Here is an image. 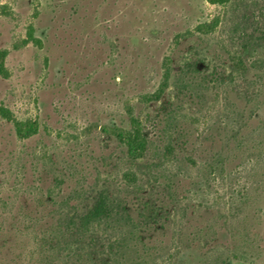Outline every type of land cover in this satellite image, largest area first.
Returning a JSON list of instances; mask_svg holds the SVG:
<instances>
[{"label":"rangeland","instance_id":"rangeland-1","mask_svg":"<svg viewBox=\"0 0 264 264\" xmlns=\"http://www.w3.org/2000/svg\"><path fill=\"white\" fill-rule=\"evenodd\" d=\"M31 25L42 48L23 43ZM1 50L0 107L39 132L22 140L0 116V264H43L47 230L105 190L163 217L148 264H264V0H0ZM166 58L169 88L146 103ZM169 111L188 136L174 143L169 179L164 169L150 183L134 167L131 186L115 132L133 115L164 149Z\"/></svg>","mask_w":264,"mask_h":264},{"label":"trees","instance_id":"trees-1","mask_svg":"<svg viewBox=\"0 0 264 264\" xmlns=\"http://www.w3.org/2000/svg\"><path fill=\"white\" fill-rule=\"evenodd\" d=\"M211 5L224 6L231 0H206ZM218 21L201 24L197 30L202 33H211L218 26ZM24 45L32 43L40 48L42 41L36 36V30L31 25L27 31V39ZM8 50L0 51V75L8 77L6 58ZM261 62V61H260ZM239 69L244 67L242 58L238 59ZM264 66V61H262ZM172 77V60L166 58L164 61V72L161 83L156 92L143 96L146 103L160 101L169 88ZM185 75L178 78L181 82V92L189 88ZM0 116L12 122L17 136L24 140L38 134L39 123L36 120H17L6 108L0 107ZM178 113L169 111L164 119L163 132L169 136L168 144L161 149L145 133L143 124L139 118L131 115L130 128L119 129L115 137L119 143L126 148V156L130 162L131 170L125 174V178L131 186L137 185L140 180L138 173L132 168H139L140 174L149 179L150 183H160V171L172 160L175 152L174 143L187 140L186 130L181 127ZM177 139V141H176ZM150 156L158 159V163L138 165ZM162 177L169 179V171L165 169ZM168 173V174H167ZM170 175V174H169ZM151 178V179H150ZM154 181V182H151ZM176 186L169 180L165 191L172 194ZM139 192V191H138ZM73 214H65L60 217L56 225L51 226L45 238L46 247L49 249V256L43 264H58L62 259L65 264H148L144 258L149 249L148 243L152 240V234L164 227L161 214H159L152 201L140 202L128 201L118 196L111 195L108 191H100L92 196L87 204L75 207ZM108 250L107 256L101 258V251ZM56 254V255H55ZM53 255V256H52ZM102 261V263H101Z\"/></svg>","mask_w":264,"mask_h":264}]
</instances>
